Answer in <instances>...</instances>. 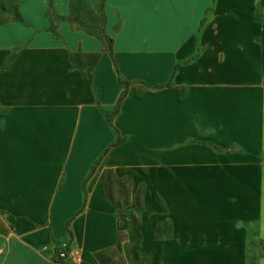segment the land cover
<instances>
[{"label":"crops","instance_id":"1","mask_svg":"<svg viewBox=\"0 0 264 264\" xmlns=\"http://www.w3.org/2000/svg\"><path fill=\"white\" fill-rule=\"evenodd\" d=\"M250 235L264 0H0V264H249Z\"/></svg>","mask_w":264,"mask_h":264},{"label":"rangeland","instance_id":"2","mask_svg":"<svg viewBox=\"0 0 264 264\" xmlns=\"http://www.w3.org/2000/svg\"><path fill=\"white\" fill-rule=\"evenodd\" d=\"M120 188H119V187ZM118 187V188H117ZM117 191V192H116ZM109 196L111 197L115 207L121 209L128 204V188L123 182H117L112 175H109ZM142 211L140 202H136L135 210L128 212L125 215L136 219L138 214ZM253 249L249 252V264H259L261 259H264V239H260L256 235H250ZM101 261L106 264H123L119 252V247L115 248V252L107 256H103Z\"/></svg>","mask_w":264,"mask_h":264},{"label":"trees","instance_id":"3","mask_svg":"<svg viewBox=\"0 0 264 264\" xmlns=\"http://www.w3.org/2000/svg\"><path fill=\"white\" fill-rule=\"evenodd\" d=\"M121 83H123V82H121ZM124 84H125L126 87H128V85H129L127 83H124ZM108 120L110 122V116L108 117ZM117 143H118V141H117ZM84 189H85V186H84ZM65 249H69V247L66 246V248H63V249L59 250L58 252H56V254L54 256V259H53V262L51 264H59V263L61 264V263H63L62 260L59 259V254L61 252H63V251H66Z\"/></svg>","mask_w":264,"mask_h":264},{"label":"built area","instance_id":"4","mask_svg":"<svg viewBox=\"0 0 264 264\" xmlns=\"http://www.w3.org/2000/svg\"><path fill=\"white\" fill-rule=\"evenodd\" d=\"M66 248V247H64ZM66 251H63L59 254V259L60 260H65L66 258H68V256H71V252L69 251V249H65Z\"/></svg>","mask_w":264,"mask_h":264}]
</instances>
